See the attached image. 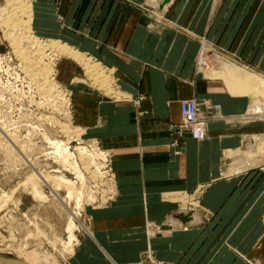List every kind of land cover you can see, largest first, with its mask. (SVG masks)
I'll return each mask as SVG.
<instances>
[{
	"label": "crops",
	"instance_id": "1",
	"mask_svg": "<svg viewBox=\"0 0 264 264\" xmlns=\"http://www.w3.org/2000/svg\"><path fill=\"white\" fill-rule=\"evenodd\" d=\"M27 1L36 34L91 54L117 85L107 98L71 84L77 121L113 151L116 195L88 210L69 264H264V113L195 65L204 36L264 72V12L241 39L232 0ZM187 98L202 139L179 127Z\"/></svg>",
	"mask_w": 264,
	"mask_h": 264
},
{
	"label": "rangeland",
	"instance_id": "2",
	"mask_svg": "<svg viewBox=\"0 0 264 264\" xmlns=\"http://www.w3.org/2000/svg\"><path fill=\"white\" fill-rule=\"evenodd\" d=\"M232 1L234 32H240L242 39L246 36V29L250 24L247 18L262 16L264 0ZM5 2L7 3L6 0H0V9L9 7L3 11V21L0 20V256L28 260L32 264H69V257L80 234L88 230V210L107 205L116 195L113 151L103 146L98 139L87 136V126L80 125L77 121L71 84L81 83L101 97L114 98L117 90L112 87V76L116 85L115 76L114 73H109L107 85H100L83 65L88 62L93 65L99 60L90 56L91 54H81V51H76L77 48L73 49L70 44L36 34L31 25L29 1L19 0L17 4L13 2L12 8V3L6 6ZM216 2L217 7H220L226 0ZM19 5L21 8L25 5V10H21ZM9 14H13L12 17H9ZM4 20L8 21L9 25L4 23ZM201 40L199 54L203 43L207 44V48L202 52L204 57L198 58V54L196 58L195 65L199 72L206 76L233 81L234 88L230 87V91L250 97L249 113L263 114L264 97L253 93L247 85L235 82L234 75L238 70H246L264 78V72L252 69L229 47L218 45L204 36ZM54 42L66 45L76 52V58L53 50ZM37 43L40 44L39 47ZM15 44L21 47L26 59H22L15 51ZM218 54L223 58L218 57ZM38 55L43 56L39 59ZM37 57L40 64L51 65L48 66L51 71L45 79L42 76L35 77L32 74L33 69L31 71L25 68L28 66L24 65L26 61H34ZM79 59H82L83 63ZM98 78L101 79V75ZM55 141L68 150L70 162L78 166L79 176L83 179L71 170L68 163L60 159L57 152L55 153V146L52 144ZM82 146L84 150L80 152ZM91 147L106 151L105 159L90 154ZM85 150L87 153H83ZM44 175L64 176L71 180L73 194L78 196L81 193L80 209L75 207V197H67V185L44 180ZM32 177L33 180L37 178L40 189L47 196L46 199L33 195ZM72 210H79V213L78 219H75L77 228L70 235L65 230V224ZM138 264L171 263L147 256L145 261Z\"/></svg>",
	"mask_w": 264,
	"mask_h": 264
},
{
	"label": "bare ground",
	"instance_id": "3",
	"mask_svg": "<svg viewBox=\"0 0 264 264\" xmlns=\"http://www.w3.org/2000/svg\"><path fill=\"white\" fill-rule=\"evenodd\" d=\"M7 1V3H6V6L7 5H9V4H11L12 3V6H11V8L13 7V5H14V3L15 4H17L18 3V1L19 0H6ZM14 2V3H13ZM22 4V3H21ZM8 7V6H7ZM5 8V9H8V8ZM14 7H16L17 8V6H14ZM18 7H20V5L18 6ZM22 7V6H21ZM20 7V8H21ZM24 7H25V5H24ZM21 8V10H25V8ZM1 8V7H0ZM3 9V10H2ZM2 9H0V20L1 21H3V17L1 18V16L3 15V11L5 10L4 8H2ZM13 9H15V8H13ZM16 10V9H15ZM20 10V9H19ZM12 11H14V10H12ZM21 12V11H20ZM11 13H13V12H11ZM6 15L8 14L7 12L5 13ZM4 14V15H5ZM20 14V13H19ZM11 15H13V14H9V17L11 16ZM18 15V14H17ZM5 17V16H4ZM12 17V16H11ZM14 17V16H13ZM15 18V17H14ZM13 18V19H14ZM6 19V18H5ZM8 19V18H7ZM12 19V18H11ZM12 19V20H13ZM19 19V18H18ZM15 20H17V19H15ZM11 21V20H10ZM9 21V23H11ZM20 21V20H19ZM8 22V21H7ZM6 22V20H4V23H6V24H8ZM13 22V21H12ZM3 23V22H2ZM21 23H22V21H21ZM14 24H15V21H14ZM20 24V23H19ZM19 24H17V25H19ZM9 25V24H8ZM19 26H21V25H19ZM4 27H7V26H4ZM3 27V28H4ZM8 28V27H7ZM13 28H15V27H13ZM19 29H21V27L19 28ZM9 30V29H8ZM17 31V30H16ZM22 31H23V29H22ZM26 31H27V29H26ZM6 32V31H5ZM4 32V33H5ZM11 32V31H10ZM13 32V31H12ZM19 32H21L20 30H19ZM7 33H8V31H7ZM10 34H12V33H10ZM14 34V33H13ZM18 35V34H17ZM29 35V34H28ZM10 36V35H9ZM35 36V35H34ZM8 37V36H7ZM19 37H20V35H19ZM33 37V36H32ZM10 38V37H9ZM21 39V38H20ZM31 39H33V38H31ZM35 39V38H34ZM15 40V39H14ZM18 40V39H17ZM36 41L35 42H37V39H35ZM19 41V40H18ZM41 41V40H40ZM21 42V41H20ZM42 42V41H41ZM17 43H19V42H17ZM23 43V42H22ZM30 43V42H29ZM44 43V42H43ZM31 45V44H30ZM37 45H38V47H39V45L40 44H38L37 43ZM30 47V46H29ZM23 48V47H22ZM49 48H51V47H49ZM54 48V49H53ZM37 49V48H36ZM52 49L53 50H55L56 52H58L59 54H62V55H67L68 57H73V58H76L75 56L77 55L76 54V52H74V51H72L71 49H69L66 45H62V44H59V43H53L52 44ZM29 50V49H28ZM15 51L18 53V55H20V57L22 58V59H26V56L24 55V53H23V50H21V47L18 45V44H15ZM30 51V50H29ZM36 51V50H35ZM41 51V50H40ZM32 53H33V51H31ZM30 52V53H31ZM29 53V52H28ZM31 53V54H32ZM36 54V53H35ZM57 54V53H56ZM28 55H30V54H28ZM33 55V54H32ZM36 56V55H35ZM35 56H33V57H35ZM39 56V59H41V57L43 56V55H41V57H40V55H38ZM84 56V55H83ZM33 60V59H32ZM32 60H28V61H26V63L24 64V65H26V64H28V66L27 67H25L26 68V70H27V68L28 69H30L31 71H32V69H33V75L35 76V77H37V76H42V77H44V79H45V77H47L48 76V74H49V72L51 71L50 69H49V67L48 66H51V65H47V63L45 64V63H41L40 64V61L38 60V57H37V59L35 58L34 59V61H32ZM36 60V61H35ZM75 60V59H74ZM84 60V59H83ZM79 61H81V63H83L82 62V59H79ZM28 62V63H27ZM83 65H84V67H85V69H87V71L88 72H90V75H91V77H93V79H95V81L97 82V80H98V83L101 85L102 84V86H106L107 85V83H108V79H109V76H110V74L109 73H111L110 72V70H107L105 67H103V66H101V64L100 63H97V62H95L93 65L92 64H89V62L88 63H83ZM206 66V65H205ZM24 68V69H25ZM52 69V68H51ZM111 69V68H110ZM31 71H29V72H31ZM102 74H101V73ZM234 72H235V70H234ZM233 73V72H232ZM31 74V76H33ZM99 74V75H98ZM100 75H101V79H99L98 78V76L100 77ZM233 75V74H232ZM226 76V75H225ZM108 77V78H107ZM230 78V77H229ZM234 78H235V82H237L238 84H242V85H247L248 87H249V89L253 92V93H256V94H259L260 95V97H264V78H262V77H257L255 74H253V73H250V72H248V71H246V70H238V71H236V73H235V75H234ZM40 79V78H39ZM43 79V80H44ZM48 81V80H47ZM49 81H50V79H49ZM52 81V80H51ZM45 83H47V82H45ZM51 86H52V84H51ZM114 86V83L112 82V87ZM54 87H56V86H54ZM110 87V86H109ZM108 87V88H109ZM42 88H43V86H42ZM41 87H40V89H42ZM47 88V87H46ZM51 88V87H50ZM106 88V87H105ZM52 89V88H51ZM55 89V88H54ZM258 96V95H257ZM57 99V98H56ZM196 101V100H195ZM197 102V101H196ZM198 103V102H197ZM181 119H182V115H181ZM206 124H207V122H206ZM205 128H206V126H205ZM206 136V132H205V135L203 136V137H200V138H197V139H202V138H204ZM52 144H53V146H55V149H54V151H55V153L57 152V154H59V157H60V159L64 162V163H68L69 164V166L71 167V170L73 169V171H75V173H77L78 174V176L80 175V170L78 169V166L75 164V163H71L70 162V160H69V155H68V150L65 148V146H62L61 147V145L60 144H58V142H52ZM85 149H86V147H84ZM84 150L83 149V146H82V148H80V152H82V151ZM83 153H87L86 152V150L83 152ZM95 154V155H97V156H99V157H103L104 158V156H105V152H102V151H100L97 147H91V151H90V154ZM105 159V158H104ZM98 169H99V166L97 167ZM31 177V176H30ZM29 177V178H30ZM34 177V176H33ZM33 177H32V179H31V190H32V192H33V195H35V196H37V197H40V198H43V199H46L47 198V196L42 192V190L40 189V187H39V184H38V181H37V178H35L34 180H33ZM42 177V176H41ZM80 177V179H83V177H81V176H79ZM43 178H44V180H49V181H51L52 183H55V184H59V183H64L65 185H67V197L69 198V199H71L72 197H75V203H76V206L75 207H77V209H80V201H81V198L79 197V195L81 194V193H79V195L77 196V195H74L73 194V187H72V182H71V180H69V179H66L64 176H57V177H52V176H49V175H44L43 176ZM89 198V197H88ZM44 201V200H43ZM78 213H79V210H72L71 211V213L68 215V217H67V220H66V224H65V230L70 234V235H72V233H73V231H74V229H76L77 228V223H76V221H75V219H78L77 218V216H78ZM196 217V216H195ZM200 219V218H199ZM196 220V219H195ZM197 222V221H196ZM193 223V222H192ZM182 226V225H181ZM69 236V235H68ZM1 263H5V264H11V263H9V262H4V261H0Z\"/></svg>",
	"mask_w": 264,
	"mask_h": 264
},
{
	"label": "built area",
	"instance_id": "4",
	"mask_svg": "<svg viewBox=\"0 0 264 264\" xmlns=\"http://www.w3.org/2000/svg\"><path fill=\"white\" fill-rule=\"evenodd\" d=\"M205 64L208 65L206 61H205ZM180 110H181L182 119L179 124V127L188 128L191 132V135L194 138L203 137L206 132V128H205L206 119L200 114L199 105L195 101V99L187 98V99L181 100Z\"/></svg>",
	"mask_w": 264,
	"mask_h": 264
},
{
	"label": "water",
	"instance_id": "5",
	"mask_svg": "<svg viewBox=\"0 0 264 264\" xmlns=\"http://www.w3.org/2000/svg\"><path fill=\"white\" fill-rule=\"evenodd\" d=\"M167 1H169V0H162V1H161V6H162L165 2H167ZM0 261L9 262V263H11V264H28V263H26L25 261L16 260V259H9V258H4V257H2V256H0Z\"/></svg>",
	"mask_w": 264,
	"mask_h": 264
}]
</instances>
